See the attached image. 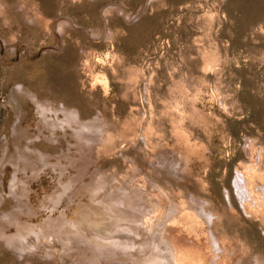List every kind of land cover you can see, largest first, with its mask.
I'll list each match as a JSON object with an SVG mask.
<instances>
[{
    "label": "rangeland",
    "instance_id": "rangeland-1",
    "mask_svg": "<svg viewBox=\"0 0 264 264\" xmlns=\"http://www.w3.org/2000/svg\"><path fill=\"white\" fill-rule=\"evenodd\" d=\"M154 238L264 264V0H0V264Z\"/></svg>",
    "mask_w": 264,
    "mask_h": 264
},
{
    "label": "bare ground",
    "instance_id": "bare-ground-1",
    "mask_svg": "<svg viewBox=\"0 0 264 264\" xmlns=\"http://www.w3.org/2000/svg\"><path fill=\"white\" fill-rule=\"evenodd\" d=\"M110 193V192H109ZM108 194V193H107ZM174 204V203H173ZM137 209V208H136ZM171 208H169V210H170ZM130 210V209H129ZM128 209H126L125 211H129ZM132 211V210H131ZM134 211V210H133ZM132 211V212H133ZM138 211V210H137ZM172 211V210H171ZM176 211V210H175ZM124 212V211H123ZM131 212V213H132ZM136 212V211H135ZM140 212H142V211H140ZM125 213V212H124ZM130 213V214H131ZM134 213V212H133ZM168 213V212H167ZM171 213V212H170ZM138 214V216L139 217H141L140 216V214L139 213H137ZM135 215V214H134ZM137 216V215H136ZM138 216H137V218H138ZM143 217V216H142ZM113 218V217H112ZM173 218V217H172ZM121 219V218H120ZM120 219L118 220V221H120ZM140 219V218H139ZM138 219V220H139ZM164 219V218H163ZM112 221V220H111ZM134 222H138V223H140V221H137L136 219L135 220H133ZM142 221V220H141ZM162 221V220H161ZM110 222V221H109ZM115 222V220H113V223ZM113 223H112V225H113ZM116 223H117V219H116ZM116 223H114V224H116ZM119 223V222H118ZM142 223V222H141ZM158 224V223H157ZM162 225V224H161ZM165 226V225H164ZM116 228H118V227H116ZM109 229V228H108ZM107 229V230H108ZM119 229V228H118ZM121 229V228H120ZM159 229V228H158ZM166 229V228H165ZM112 230V229H111ZM117 231V230H116ZM58 232V231H57ZM115 231H112V233H114ZM155 232V231H154ZM101 233V232H100ZM157 233V232H156ZM164 233V232H163ZM98 234V233H97ZM103 234L105 235V233L103 232ZM111 234V233H110ZM100 235V234H99ZM103 235V236H104ZM159 235V234H158ZM157 235V236H158ZM156 236V237H157ZM60 237V236H59ZM98 237V236H97ZM110 237V236H109ZM113 238V237H112ZM117 238V237H116ZM104 239V238H103ZM173 239V238H172ZM124 240V239H123ZM154 240H155V238H154ZM167 240V239H166ZM177 240V239H176ZM176 240L175 241H173L172 240V242L171 243H175L176 242ZM181 240V239H180ZM106 241H108V240H106ZM119 241V240H118ZM115 241V240H111L109 243H107V244H100V243H95L94 245H91L93 248H90L91 250H92V256H91V260H94L95 262H96V259H98V258H100V259H103V261H107V260H110V259H113L114 257H117V256H115V249H122L123 248V245L121 244V242L119 241ZM170 241H171V239H170ZM168 242V241H167ZM15 243H17V242H15ZM105 243V242H104ZM165 243V242H164ZM100 244V245H99ZM152 243H150V245H151ZM167 245V244H166ZM165 245V246H166ZM170 245V244H169ZM179 245V244H178ZM182 245V244H181ZM187 245V244H186ZM164 246V244L163 245H161L157 240H155L154 241V243H153V247H154V258L156 259V256H157V258H159L158 256H162V258L161 259H164L165 257H164V254H166L167 256H168V261H170L171 263H173V264H179V260L181 261V259H182V255L181 254H183V253H180V251H179V246H178V251H177V249H175L176 250V252H175V250H174V248H169L170 249V251H168V253L166 252V250L168 249L167 248V246L165 247ZM152 247V248H153ZM169 247V246H168ZM172 247H174L173 245H172ZM162 248V249H161ZM167 248V249H166ZM175 248H177L176 246H175ZM163 250V252H164V254H162V252H161V250ZM89 250V249H88ZM180 250H184L183 248L182 249H180ZM186 250V249H185ZM121 251V250H120ZM120 251H119V253H120ZM89 252V251H88ZM184 252V251H183ZM91 253H89L90 255H91ZM179 253V254H178ZM190 253V252H189ZM117 255H118V253H116ZM152 254V253H151ZM186 254V253H185ZM196 254V253H195ZM202 254V253H201ZM90 255H88V256H90ZM192 255V254H191ZM190 256V255H189ZM193 256V255H192ZM197 256V255H196ZM164 257V258H163ZM188 257V256H187ZM202 257V256H201ZM89 259V258H88ZM90 260V261H91ZM157 260H159V259H156V262H157ZM189 260V259H188ZM211 260V259H210ZM100 261V260H99ZM151 261H154V260H151ZM150 261V262H151ZM94 262V263H95ZM115 262V261H114ZM113 262V263H114ZM92 263V262H91ZM112 263V264H113ZM194 264H201V259H195V261L193 262ZM154 264V263H153ZM183 264V263H182ZM212 264V263H211ZM256 264H259V262L258 263H256Z\"/></svg>",
    "mask_w": 264,
    "mask_h": 264
}]
</instances>
